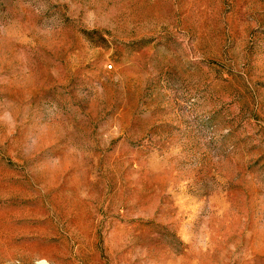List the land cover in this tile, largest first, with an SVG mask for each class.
<instances>
[{
  "label": "rangeland",
  "instance_id": "1",
  "mask_svg": "<svg viewBox=\"0 0 264 264\" xmlns=\"http://www.w3.org/2000/svg\"><path fill=\"white\" fill-rule=\"evenodd\" d=\"M0 264H264V0H0Z\"/></svg>",
  "mask_w": 264,
  "mask_h": 264
}]
</instances>
